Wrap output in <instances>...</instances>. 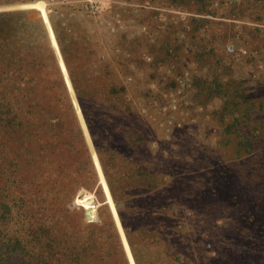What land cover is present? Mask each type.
<instances>
[{"label": "rangeland", "instance_id": "rangeland-1", "mask_svg": "<svg viewBox=\"0 0 264 264\" xmlns=\"http://www.w3.org/2000/svg\"><path fill=\"white\" fill-rule=\"evenodd\" d=\"M0 12H22L26 23L38 22L39 33H46V39L38 33V59L48 73H59L82 136L77 150L90 158L96 188L102 192V203L94 191L75 192L69 203L79 207L80 222L101 225L105 206L127 264H137L118 215L121 203L113 199L100 142L96 145V130L86 122L78 89L85 97L93 94L103 110L99 113L106 112L120 131H129L116 137L131 157L121 159L117 171L127 172L128 163L142 162L150 184H167L160 200L173 215L164 225L169 230L172 225L176 235L171 259L180 256L178 264H264V0H211L208 6L191 0H34L2 6ZM64 29L78 40L68 60L57 41L69 39ZM214 81L234 95L228 102L237 101L235 91L246 94L247 102L236 113L238 128L260 147L246 160L240 158L235 171L223 162L233 160L224 144L240 136L225 132L231 118L227 113L226 124L220 118L227 100L209 95ZM53 82L45 80V89ZM113 86L124 88L132 101L114 97L112 116L99 92ZM52 106L61 117L69 114L67 107ZM137 135L144 137L140 145L133 143ZM43 142L52 148L55 140ZM56 152L43 160L44 171L63 161ZM242 168L246 172L240 176ZM180 172L186 173V184ZM193 185L195 190L189 191ZM86 199L92 201L95 219L83 205ZM137 253L145 263H168L159 245Z\"/></svg>", "mask_w": 264, "mask_h": 264}, {"label": "trees", "instance_id": "trees-1", "mask_svg": "<svg viewBox=\"0 0 264 264\" xmlns=\"http://www.w3.org/2000/svg\"><path fill=\"white\" fill-rule=\"evenodd\" d=\"M32 1L0 0V7ZM191 1L208 6L211 0ZM36 25L40 23H26L22 12H0V264H127L119 235L105 206L101 213L102 223L95 226L80 222L81 217L77 216L79 207L69 203L79 189L94 191L102 203V192L96 188L97 180L90 158L77 150L81 147L82 136L69 111L59 73H48L47 66L44 67L38 59V44L42 41L38 38ZM41 31L40 36L46 39L45 31ZM67 32L70 35L68 40L61 41L57 33V41L68 60L67 55L73 52L78 40L72 31ZM49 60L55 68L52 54ZM48 78L55 84L47 90L45 80L48 82ZM57 89L61 91L57 92ZM208 90L209 95L227 100L220 115L223 123L227 113L231 118L225 123V132L233 131L240 136L239 139H227L224 144L232 150L233 160L223 162L235 171L242 162L239 159L246 160L259 147L257 140L241 134L238 128L241 123L236 113L247 102V96L235 91L237 101L228 102L234 99V95L217 81ZM76 92L82 108L86 106L83 112L88 126L96 130L93 138L96 145L100 142L98 150L103 154L101 162L105 176L115 203H121L117 205L118 215L137 264H152L151 261H141L137 252L149 253L158 245L168 259L167 264H178L180 256L171 259L172 239L176 237L173 226L170 230L164 226L173 215L164 203L166 201L160 200L167 184L160 180L154 186L150 184V177H146L149 173L143 171L142 162L128 163L127 172L117 171L119 164L124 163L120 160L130 161L131 157L118 144L116 137L129 131H120L119 125L106 112L99 113L103 110L93 94L85 97L79 89ZM99 94L104 97L109 114L110 109H116L113 105L115 99L124 96V103L131 104L132 101L122 87L113 86ZM52 105L60 110L67 107L69 114L66 118L61 117ZM69 119L71 129L67 126ZM45 138L55 140L52 148L43 142ZM143 141L142 135L133 137L135 145ZM127 148L132 150L129 146ZM53 152L57 154L56 159L59 155L63 161L52 162L44 171L43 160L49 156L52 158ZM52 172H55L53 176ZM245 172L242 168L240 176ZM180 174L182 179L186 176L185 172ZM68 180H71L68 185L63 183ZM197 182L199 187H204L203 181ZM195 187L193 185L189 191ZM83 205L92 214L89 218L95 219L92 201L86 199Z\"/></svg>", "mask_w": 264, "mask_h": 264}]
</instances>
